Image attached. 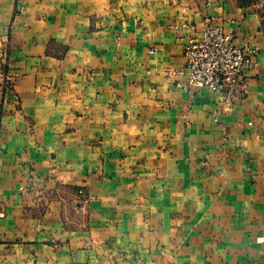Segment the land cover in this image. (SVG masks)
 <instances>
[{
  "label": "crops",
  "instance_id": "1",
  "mask_svg": "<svg viewBox=\"0 0 264 264\" xmlns=\"http://www.w3.org/2000/svg\"><path fill=\"white\" fill-rule=\"evenodd\" d=\"M207 19L255 51L231 105L171 75ZM0 264H264L259 16L0 0Z\"/></svg>",
  "mask_w": 264,
  "mask_h": 264
},
{
  "label": "built area",
  "instance_id": "2",
  "mask_svg": "<svg viewBox=\"0 0 264 264\" xmlns=\"http://www.w3.org/2000/svg\"><path fill=\"white\" fill-rule=\"evenodd\" d=\"M192 31L184 39V68L171 75L184 76L179 86L207 89L225 105H231L239 93L245 92L244 72L254 65L255 51L237 47L230 34L211 19L204 21L198 34L195 28Z\"/></svg>",
  "mask_w": 264,
  "mask_h": 264
},
{
  "label": "rangeland",
  "instance_id": "3",
  "mask_svg": "<svg viewBox=\"0 0 264 264\" xmlns=\"http://www.w3.org/2000/svg\"><path fill=\"white\" fill-rule=\"evenodd\" d=\"M239 5L249 7V9L259 16L261 20V28L264 33V0H234Z\"/></svg>",
  "mask_w": 264,
  "mask_h": 264
}]
</instances>
